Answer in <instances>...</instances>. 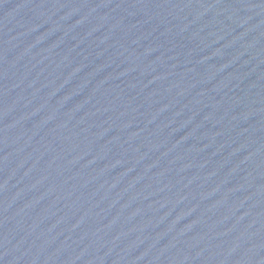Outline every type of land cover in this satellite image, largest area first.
<instances>
[{
    "label": "water",
    "instance_id": "water-1",
    "mask_svg": "<svg viewBox=\"0 0 264 264\" xmlns=\"http://www.w3.org/2000/svg\"><path fill=\"white\" fill-rule=\"evenodd\" d=\"M0 264H264V0H0Z\"/></svg>",
    "mask_w": 264,
    "mask_h": 264
}]
</instances>
